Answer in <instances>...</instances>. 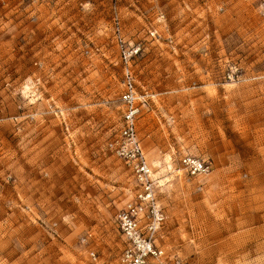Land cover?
<instances>
[{"label":"rangeland","instance_id":"obj_1","mask_svg":"<svg viewBox=\"0 0 264 264\" xmlns=\"http://www.w3.org/2000/svg\"><path fill=\"white\" fill-rule=\"evenodd\" d=\"M261 4L0 0V264H123L128 73L159 244L184 264H264ZM184 156L210 174L190 179Z\"/></svg>","mask_w":264,"mask_h":264},{"label":"built area","instance_id":"obj_2","mask_svg":"<svg viewBox=\"0 0 264 264\" xmlns=\"http://www.w3.org/2000/svg\"><path fill=\"white\" fill-rule=\"evenodd\" d=\"M261 1L264 16V0ZM137 100L135 81L128 73L125 89L121 95L125 108L124 126L120 131V139L116 142V152L132 172L136 195L116 218L118 231L125 244L122 263L184 264L179 258L169 256L164 246L158 242V234L164 225L165 214L157 200L153 169L143 151L137 132V120L141 114ZM180 164L182 171L192 180L202 179L211 172V165L200 158L184 156ZM92 257L96 258L94 254Z\"/></svg>","mask_w":264,"mask_h":264}]
</instances>
